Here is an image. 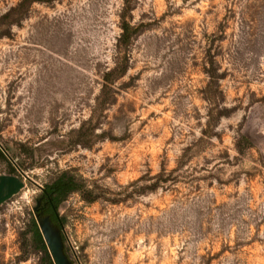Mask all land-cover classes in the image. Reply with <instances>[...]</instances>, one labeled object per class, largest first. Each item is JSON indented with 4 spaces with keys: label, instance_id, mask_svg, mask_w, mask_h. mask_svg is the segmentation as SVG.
<instances>
[{
    "label": "rangeland",
    "instance_id": "obj_1",
    "mask_svg": "<svg viewBox=\"0 0 264 264\" xmlns=\"http://www.w3.org/2000/svg\"><path fill=\"white\" fill-rule=\"evenodd\" d=\"M20 15L0 25V145L20 175L0 201V264H48L31 221L61 171L90 191L58 209L70 264H264V0H57ZM121 16L134 30L111 93Z\"/></svg>",
    "mask_w": 264,
    "mask_h": 264
},
{
    "label": "trees",
    "instance_id": "obj_2",
    "mask_svg": "<svg viewBox=\"0 0 264 264\" xmlns=\"http://www.w3.org/2000/svg\"><path fill=\"white\" fill-rule=\"evenodd\" d=\"M1 1V0H0ZM57 0H20V2L13 8L9 9L5 14L0 16V25H3L4 20H8L12 16H21L25 12V9L33 4V3H51ZM129 0H124V3H128ZM120 28L122 33L120 34L117 44V58H115L114 67L110 69L107 73H105L102 77V89L105 91H110L111 93H115L114 91V83L118 81L123 75L125 71V67H123L122 58L120 57V49L121 46L128 42L132 36L133 27L130 26L127 22H125L124 17H120ZM16 21L7 22L6 24H12ZM119 52V53H118ZM221 78V77H220ZM240 141L246 143V139L242 136L239 137L238 144ZM249 146V145H248ZM0 159L7 162L9 169L5 173L7 175L15 176L20 179V175L16 171L15 167H13L6 159L3 151L0 149ZM41 194L39 199L40 202V211H42L43 216H48L50 222L53 226L59 227L60 225L65 224V217L59 216L58 209L62 202L67 200V198L72 194H86L90 193L88 190V186L86 182L79 180L74 174L70 171H61L57 173L49 183H47L44 188L41 190ZM57 216V217H56ZM31 240L35 248L39 253L43 255L48 264H52L51 257L48 253L47 247L43 241V238L40 234L38 226L34 220L31 221Z\"/></svg>",
    "mask_w": 264,
    "mask_h": 264
},
{
    "label": "water",
    "instance_id": "obj_3",
    "mask_svg": "<svg viewBox=\"0 0 264 264\" xmlns=\"http://www.w3.org/2000/svg\"><path fill=\"white\" fill-rule=\"evenodd\" d=\"M0 149L5 153L1 145H0ZM39 205H40V200H38L36 203V207L34 208L35 212L39 208ZM36 219L40 233L47 246L48 252L51 256L53 263L70 264L69 260L63 253L62 236L60 231V229L63 230L62 225H60V229L54 227L51 224L48 216L40 217V215L37 214Z\"/></svg>",
    "mask_w": 264,
    "mask_h": 264
},
{
    "label": "crops",
    "instance_id": "obj_4",
    "mask_svg": "<svg viewBox=\"0 0 264 264\" xmlns=\"http://www.w3.org/2000/svg\"><path fill=\"white\" fill-rule=\"evenodd\" d=\"M19 178L7 174L0 176V201H3L17 193Z\"/></svg>",
    "mask_w": 264,
    "mask_h": 264
}]
</instances>
